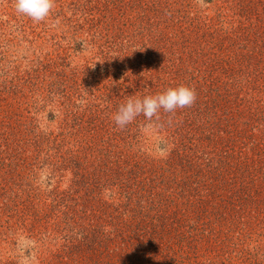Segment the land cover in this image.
Masks as SVG:
<instances>
[{"label":"trees","instance_id":"1","mask_svg":"<svg viewBox=\"0 0 264 264\" xmlns=\"http://www.w3.org/2000/svg\"><path fill=\"white\" fill-rule=\"evenodd\" d=\"M79 1L75 30L88 23L91 38L78 44L93 57L53 61L38 84H16L14 103L0 99L2 225L33 238L44 264H181L189 249L224 251L214 238L226 225L232 243L264 241V0H203L209 12L194 0ZM179 85L195 90L191 107L115 125L129 97ZM35 93L47 118L61 116L56 130L28 114ZM41 166L49 185L70 168L72 186L40 191ZM188 221L205 233L185 236Z\"/></svg>","mask_w":264,"mask_h":264},{"label":"rangeland","instance_id":"2","mask_svg":"<svg viewBox=\"0 0 264 264\" xmlns=\"http://www.w3.org/2000/svg\"><path fill=\"white\" fill-rule=\"evenodd\" d=\"M72 1L73 0H55L49 16L44 21L37 23L33 22L32 19L27 16L18 14L15 10L13 0H0L1 108L4 107V100H7V102L9 101V103H14V101L11 100L15 98L12 92L18 82H22L23 85L27 83L30 84L28 80L32 75L34 81L38 84L40 79L36 74L46 67H51L53 61H55L57 65L55 70H63L66 68L68 69L70 65L84 63L86 60H90L91 57H93L94 49L91 47V44L88 43L90 47L78 44L80 38L85 41H90L91 29L88 27V23H84L82 20V28L79 30L77 29L78 31L75 30L78 15L70 8L69 3ZM99 1L101 3L103 2V0ZM194 1L201 7H208V12L213 8L212 4L206 3L203 0ZM79 46L81 48H79ZM97 61L99 62V59H97ZM42 78L46 81L44 74H41V79ZM108 78L110 79H106L105 81L111 82L114 80L112 76ZM25 90L29 89L26 88ZM43 94L44 93H42V95ZM42 95L40 94V96ZM31 97L32 98H28L29 100H27V103L31 105V107L27 109L28 114L37 116L41 128L56 130L61 116L52 120L47 118L46 115L48 112L45 110H47L50 105L42 107L43 101L39 99L38 93L33 94ZM36 109H38V111H36ZM9 111L10 110L4 108L3 114ZM154 135L155 132L151 133V131L148 132V130H146L145 137L148 139L150 138L148 141L151 153L161 154L157 146L152 144V137H154ZM3 162L4 159H0V172L4 169ZM9 167H11L10 169H16L15 165H10ZM35 176L36 181L34 184L43 192L49 190L53 185H58L60 189H67L72 186V180H74L73 171L70 168L65 170L63 175L58 176L56 182L50 185L47 182L48 172L45 166H41L35 172ZM1 192L2 184L0 185V193ZM6 221L7 219L4 220L3 225L0 222V261L12 259L16 261L17 264H44V255L38 251L39 247L37 243L32 240L33 238L29 237L27 233L21 230H18V234L12 235L7 228ZM188 223H190V221L184 222V227L181 228V232L188 238L194 239L197 233L204 232L192 231L195 227V223L191 221L189 226ZM207 223L208 222L205 221L204 228ZM260 232H264V230L261 229ZM214 239H220L218 243L223 242V245H225L224 251H218L219 249L214 242L211 244L209 253L206 252V254L200 253V251L196 252L194 249H189L188 255L185 253L182 255L179 254L178 259L181 260V264H183L184 261L189 262L188 264H264V241L262 239L256 241L255 235L252 237L248 236L243 245H237L230 242L229 239H237L235 232L229 230L228 225H226L224 230L220 231ZM206 251L208 250L206 249ZM244 251H247L248 254H245ZM183 258H186V260H183Z\"/></svg>","mask_w":264,"mask_h":264},{"label":"clouds","instance_id":"3","mask_svg":"<svg viewBox=\"0 0 264 264\" xmlns=\"http://www.w3.org/2000/svg\"><path fill=\"white\" fill-rule=\"evenodd\" d=\"M13 3L18 14L38 23L49 16L55 0H13ZM195 101V90L186 85H179L143 98L129 97L125 103L118 106L112 119L119 129H124L139 115H143L147 120L159 119L161 109L165 113H175L177 109L191 107Z\"/></svg>","mask_w":264,"mask_h":264}]
</instances>
